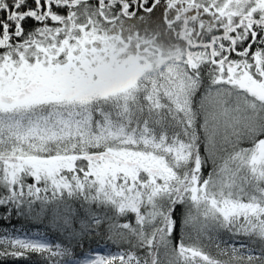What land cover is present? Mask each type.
Wrapping results in <instances>:
<instances>
[{
    "label": "snow or ice",
    "instance_id": "1",
    "mask_svg": "<svg viewBox=\"0 0 264 264\" xmlns=\"http://www.w3.org/2000/svg\"><path fill=\"white\" fill-rule=\"evenodd\" d=\"M0 264H264V0H0Z\"/></svg>",
    "mask_w": 264,
    "mask_h": 264
}]
</instances>
